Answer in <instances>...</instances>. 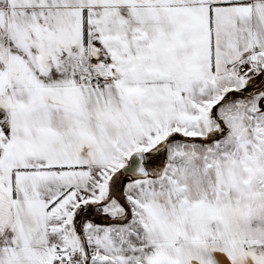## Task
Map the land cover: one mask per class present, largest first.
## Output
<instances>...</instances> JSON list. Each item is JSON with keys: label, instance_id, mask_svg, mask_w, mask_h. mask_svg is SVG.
Returning <instances> with one entry per match:
<instances>
[{"label": "snow or ice", "instance_id": "obj_1", "mask_svg": "<svg viewBox=\"0 0 264 264\" xmlns=\"http://www.w3.org/2000/svg\"><path fill=\"white\" fill-rule=\"evenodd\" d=\"M0 264H264V0H0Z\"/></svg>", "mask_w": 264, "mask_h": 264}]
</instances>
